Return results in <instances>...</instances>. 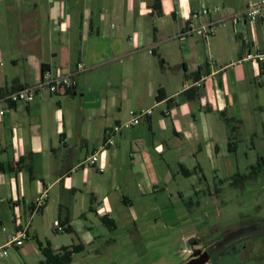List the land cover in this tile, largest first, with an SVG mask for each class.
<instances>
[{"label":"crops","instance_id":"1","mask_svg":"<svg viewBox=\"0 0 264 264\" xmlns=\"http://www.w3.org/2000/svg\"><path fill=\"white\" fill-rule=\"evenodd\" d=\"M259 2L0 0V93L36 85L45 74L76 80L70 92L44 89L32 103L9 105L0 116V248L29 257L41 254L39 241L53 247L35 219L56 210L54 232L72 227L90 242L92 227L74 215L92 212L115 221L108 181L126 185L120 203L133 207L129 191L149 195L170 181L171 162L186 176L191 168L203 170L205 161L219 167L221 116L243 125L257 106L263 109L264 61L258 56L264 55V16L238 26L228 18ZM204 7L223 11L193 20ZM222 17L227 21L208 40L184 34L192 21ZM145 110L152 113L123 128L95 167L84 164L109 128ZM45 191L47 202L36 211L34 201ZM21 233L38 247L25 240L11 244Z\"/></svg>","mask_w":264,"mask_h":264},{"label":"rangeland","instance_id":"2","mask_svg":"<svg viewBox=\"0 0 264 264\" xmlns=\"http://www.w3.org/2000/svg\"><path fill=\"white\" fill-rule=\"evenodd\" d=\"M4 20L0 17L3 29ZM261 99L259 106L263 109L257 106L256 113L245 118L243 125L223 120L221 116L217 134L220 136L219 167L205 161L203 170L191 168V174L186 176L177 175L179 169L171 162L169 170L174 176L170 181L154 187L149 195L129 191L133 207L120 203L121 194L127 191L126 185L108 181L109 198L115 199V211L111 214L115 219V230L92 212H88V217H78L75 211L74 218L79 224L92 227L89 232L92 241L85 242L82 234L62 232L61 228L56 233L53 229L55 220L60 223L56 210L54 215L46 213L44 218L37 215L35 223L41 222L45 230L42 236L51 238V247L55 250L68 244L84 243L85 250L76 255L73 264H159L173 258L187 236L198 234L205 240L215 241L235 226L263 219L264 98ZM227 139L233 142L235 149H229ZM253 167L256 175L252 174ZM237 175L247 177L234 184ZM141 187L146 191L145 185L141 184ZM65 209L62 220L67 215ZM122 209H126L125 215L120 214ZM79 224H76L78 228ZM25 242L37 246L35 240ZM42 259L37 252L25 257L22 252L10 248L0 264H40Z\"/></svg>","mask_w":264,"mask_h":264},{"label":"built area","instance_id":"3","mask_svg":"<svg viewBox=\"0 0 264 264\" xmlns=\"http://www.w3.org/2000/svg\"><path fill=\"white\" fill-rule=\"evenodd\" d=\"M263 9H264V0L257 4L250 5V7L241 14H234L228 18L232 20L235 26H238L241 21L248 19L251 22H255L258 18L263 17ZM223 9L221 7L215 8H207L204 7L200 13H194L192 15L193 20H197L200 16H211L214 13H221ZM227 17H222L216 20H211L206 23L196 24L194 21L190 22L185 36H193L196 35L202 40H208L211 35L214 33L216 26L224 24ZM260 60L264 61V55L258 56ZM250 58V57H249ZM84 66L79 65L78 71H83ZM76 86V80L72 75H56L51 76L50 74H45L42 79L33 86L24 87L18 91L10 92V93H0V116L4 117L8 112V106L12 104L18 103H32L36 97V95L46 89L51 94H58L63 92H68L72 90ZM152 113V110H145L140 113L131 112V120L123 125H117L112 128H109L105 132V140L99 146L96 153L90 156L84 164L95 167L99 161V155L106 151L108 147L113 146L115 144L116 136L122 131L123 128H130L136 125H139L146 117H148ZM103 171V168L99 169ZM48 199V192L45 191L41 196L37 197L34 201V206L36 211H40L46 204ZM56 227L60 226L59 222L55 223ZM25 234L21 233L18 236H15L11 240V244H15L16 246H22L25 240ZM7 254V250L5 247L0 248V260Z\"/></svg>","mask_w":264,"mask_h":264},{"label":"flooded vegetation","instance_id":"4","mask_svg":"<svg viewBox=\"0 0 264 264\" xmlns=\"http://www.w3.org/2000/svg\"><path fill=\"white\" fill-rule=\"evenodd\" d=\"M243 228L242 233H236ZM231 233H235L231 239L216 245ZM182 244L173 258L159 264H264V218L235 226L215 241L193 234L185 237ZM205 251L210 252L208 257L202 256Z\"/></svg>","mask_w":264,"mask_h":264},{"label":"trees","instance_id":"5","mask_svg":"<svg viewBox=\"0 0 264 264\" xmlns=\"http://www.w3.org/2000/svg\"><path fill=\"white\" fill-rule=\"evenodd\" d=\"M75 88V87H74ZM73 88V89H74ZM72 89V90H73ZM70 90V91H72ZM68 91V92H70ZM164 97V94H160L159 95V99H162ZM235 149L233 143L230 144V150ZM261 160H264V158H262ZM258 169V168H257ZM256 168L253 167L252 168V174L256 175ZM237 179H235L234 184H237L241 181H243L247 175H237L236 176ZM102 221L106 224L109 225V227H111L112 230L116 229V223L114 220L109 219L108 217H103ZM66 232H72L73 229L72 227H68L65 229ZM229 231V230H228ZM228 231H226L224 233L227 234ZM41 254L43 256V259L41 261L40 264H73L75 257L77 254L82 253L85 250V244L84 243H79L77 245H72V246H63L60 249H53L51 247V244L48 242L46 245L42 242H38Z\"/></svg>","mask_w":264,"mask_h":264},{"label":"water","instance_id":"6","mask_svg":"<svg viewBox=\"0 0 264 264\" xmlns=\"http://www.w3.org/2000/svg\"><path fill=\"white\" fill-rule=\"evenodd\" d=\"M246 228H243V229H241V230H238L236 233H242L244 230H245ZM233 234H235V233H231V234H228V235H226V236H224V238L222 239V240H220V241H218L217 243H216V245H222L223 243H225V242H227L229 239H231L232 238V235ZM198 239H200V238H198ZM210 255V252L209 251H205L203 254H202V256L203 257H208ZM191 264V263H190Z\"/></svg>","mask_w":264,"mask_h":264}]
</instances>
